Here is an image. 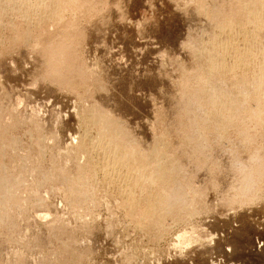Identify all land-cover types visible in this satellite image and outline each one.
Instances as JSON below:
<instances>
[{"label": "rangeland", "instance_id": "obj_1", "mask_svg": "<svg viewBox=\"0 0 264 264\" xmlns=\"http://www.w3.org/2000/svg\"><path fill=\"white\" fill-rule=\"evenodd\" d=\"M82 1H84L83 3H86L87 6H84L83 3H80L81 5L79 7L76 5L71 7L70 5H67L65 6V10L64 7H62L63 10L62 8H58V14H55V10L52 9V7H48L50 9H47L45 6L47 5L46 1L43 3L42 1H39L38 5H36L35 3L37 2L34 1L32 5H30V8L26 14L24 12H22V14L19 12L16 14L17 11L15 9H6V11L0 15L2 16L0 17V101L2 102L3 100L4 102H2L4 105L0 106V110H2L0 113L4 116L1 114L0 115L2 119L5 120L4 123L8 127L7 128L4 126L5 124L3 123V120L0 119V122L3 123L2 127L4 129V132L2 129L3 135L0 134L2 136V140H0V170L2 171L3 168L5 169L7 167L8 169L6 168L7 170H5L8 172H5L4 169V172H2L5 174L8 173L7 177L10 175V177L12 176L14 179L13 180L12 178L8 177L12 179L11 184L14 181L11 187L13 188L12 191H14V193L11 192L10 196L13 195L11 199H9L10 196L6 199V203L8 200H10L8 203L9 205L7 204V208L6 206L4 209L2 208L6 211V213L3 211L5 217H3V220L0 222V264H21L22 262V264H48L49 261L50 264H54L55 262L56 264L57 262L58 264H264V112L262 111L263 122L260 123L257 119H254L255 122H253V117L248 115V111L242 113L236 120L235 118L237 116H233L234 119L232 118L233 120H231L232 122L234 120L235 121L230 124L231 127L227 125V127L224 126V130H219L223 131L220 132L221 135L218 134V129L214 130L209 128V126L208 130L210 132L206 129L205 134L207 135L205 136L203 133L205 136L203 137L206 140L204 141V146L206 144V149L203 147L202 150H195L193 148V142L187 138L189 134H186L189 131L188 129H190L189 125V128L186 127V129H183L185 128L184 126L187 125L185 122H183L184 120L182 121L181 117H178V112L175 113L173 112L175 109H172V104L185 93V87L188 89L186 91L187 93L193 91L190 90V85L192 83L189 80L191 79H185L186 73L190 74L193 72L194 67H196V69H200L204 65L206 66V63L209 62L208 60H204L206 58L209 59L208 56H204V58L201 57L203 62H199L201 60L199 53H195L196 50L199 52V49H196L192 44H190L193 43V41H190L192 39L194 40L195 37H193V31L190 28L189 21L193 19L192 16L196 19L199 18L200 15L197 11L199 4L197 2L199 1ZM11 2H7V8L12 9L14 7L12 4L13 2ZM39 3L42 6H40V9L38 8L40 5ZM42 4H44V6ZM116 5L118 6L116 7ZM43 7L46 8L44 9ZM231 8L227 10V14L223 13L226 15H222V17L230 15V20H227L230 17H226L227 19L223 18L225 19L223 21H226L228 26L231 23L233 27H230H232L233 30L228 29L225 31L228 37L226 41L228 42L226 44V41L223 40L226 38L224 34V38H221V42L223 40L225 41V44L224 42L221 44L228 45L231 42H235V44L238 42L240 45L238 44V46H236L237 48H241L244 45L247 46V43L253 40V36L254 38H259L256 35L258 29H256L257 31L253 29V20H250V23L252 24L247 22L252 28L247 23V25L242 23V20L245 19L244 22H246V19L248 21L251 18L248 19L245 16H241V9L235 10L236 8ZM45 12H47V15ZM7 13L8 15H6ZM54 14L55 16L53 17L52 15ZM237 14H239V16ZM234 17H238L239 19H234ZM240 17H242V20ZM56 18L59 19L57 20ZM38 19L43 20L45 24H43V21L40 22ZM233 19L234 21H232ZM36 20L39 21L37 24L39 27L34 24L35 22L37 23ZM235 22L237 23L236 25L242 24L241 26H244L241 27L238 25L236 27L234 24ZM187 24H189V28L187 27ZM262 24L264 27V20L262 21ZM239 26L241 29H239ZM247 26L253 30H250ZM234 28H238L237 30H240L239 32L241 33L239 34L237 30H234ZM248 29L253 32L251 33L253 36L250 34ZM229 30L233 33L232 36L231 33L227 34V31L230 32ZM235 31H237L239 34L238 37ZM246 32L247 34L243 35ZM73 35L74 37H72ZM246 35H248L246 38L247 40H252L247 41L244 39L243 37H246ZM258 35H260L259 32ZM234 37H236V39L233 41ZM231 38L232 40H230ZM49 39H51V42L53 43H51ZM47 41H49V44H53V46L56 48H59V46H55L54 42H56V45L61 43L62 46H60V48L64 46L67 51L65 49L64 52L59 53L60 55H52L53 57L49 56V54L46 55V53H48L47 48H45L48 46L46 45L48 44ZM239 41L245 43H241ZM187 42H190V47H188L189 44ZM166 43L169 44V46ZM232 44L234 48V43L229 45L232 46ZM41 46L46 49V52L43 51V47ZM246 46L244 48L249 47ZM263 46L262 48L264 50ZM73 47L75 53L73 52L74 54H71L69 52L74 51L72 50ZM170 47H172L174 50ZM223 47L226 48V46ZM244 48H241V50L239 49L241 53H238L239 51L236 52L238 55L240 54L239 57L243 56V59L249 57L250 61H248V58L245 59V63L243 61L240 64H243L242 68L240 67L242 72L240 70H237L238 72L234 70L232 72L235 74L234 77H231V80H226V86L227 84L229 85V83H231V85L228 87L231 86V88L235 89L236 91L238 90L236 86L238 83H241V79L243 77L251 78L253 75L256 76L257 73L254 74L255 72H251L252 68V71H254L255 67H259V65H262L260 63L264 62V53H262L263 51L261 47L255 49V51L257 50L256 52H261V54L259 53L260 56L258 53L253 52L254 49L251 50L250 47L247 48L248 50H251H249L250 53L253 52L255 57L252 54L251 56L247 49L245 50ZM65 52L70 56H67ZM212 52L213 54L214 52L216 53V51ZM242 54H246V57ZM65 56L66 59L64 61L63 57ZM51 57L52 60L50 59ZM251 57L253 60L255 58V60L252 61ZM70 59H74V61ZM256 60L259 62H256ZM52 61L54 62V65H52ZM205 61L206 63H204ZM246 61L249 62L248 65ZM62 62L65 64L63 65ZM77 63H79V65ZM57 64H61L62 67L61 65ZM200 64H203V66ZM251 64L255 65L251 66ZM52 66H55L56 68V73L54 71L56 75L50 69H48ZM58 66L61 68H58L61 70V72H57ZM49 70L52 74L49 73ZM257 70L258 69H256V71ZM156 73L158 78L154 76ZM238 74L242 76H239ZM245 74L248 76H245ZM182 78L184 81L181 80ZM235 78L238 79L236 80ZM233 80L234 83L236 82L235 84L233 83ZM159 81H162L163 84L161 82L160 84ZM169 83L173 87H171ZM180 83H182V86ZM239 85L240 84H238V88ZM151 86H153V88ZM207 90H209V92L213 91V94L215 93L212 87ZM159 91L163 92L160 93ZM206 93L204 94L205 97L207 96L205 98L206 101L205 99H202L204 102H202V105L207 104L206 102L208 101L212 102L210 100H213V98H215L214 100H216L217 103L218 101L220 102L221 99V101L224 99L226 100V98L223 99L221 97H215L207 91ZM168 94L171 97H169ZM172 94L175 97L177 96V99L172 96ZM210 94L212 97H209ZM203 97L204 96L202 95V98ZM208 97L210 100H207ZM252 97L249 96V99H252L251 101H248L247 97L246 102L248 106H251L250 110L255 111L254 109H256V104L254 101L256 100H253ZM225 100L223 102H225ZM261 104L262 106L260 108L264 110V96ZM94 105L99 106V108L101 107V109L104 107L102 111H104L105 114L106 112H109L106 115L110 114L109 116L113 118L111 121L113 122L114 120L113 123L115 126H120V129L123 127L121 129V132L123 131L121 133V137L123 140L128 142V145L131 144L133 146L132 150H140L139 154L143 153L142 155H146V152L149 150L148 146H150V143L153 141H156L157 143L161 142L162 144L160 143L159 145L162 146V152H167L166 154L164 153L166 156L171 155L169 158H173L175 162V158H177V161L181 162L179 165L185 166H179L182 168V170L179 169L181 170L180 172L184 174H181L182 177H180L178 174L180 178L178 176L177 177L179 178L182 189H184V194L186 193L187 196H190L191 203L194 201L192 206L194 205L195 210L193 207H191V204L190 206L189 204L185 206L192 208L191 210L194 212L188 208L184 210L185 207H183L182 203L178 204L177 208L175 205L174 207L172 206L174 212H171H173V214L170 211L169 214L168 212H165V214L169 216L164 215V213L162 215L161 211L159 214H161L163 218H161L163 222V229H161L163 231L158 230L157 226L154 227V224L157 225L159 220H156L155 218V216L158 214H156L157 212L155 211V213L152 209L154 207L151 206V196L155 195V190L156 192L158 191V193H161V188L159 186L162 185L160 182H155L154 186L157 187L155 189V187H153L152 184L148 182L151 180L149 176H146L145 174L146 177H144V174L141 176L139 172L136 173L139 171L138 169H135L137 168L136 165H132L131 167V164L135 163L134 161L136 160V156L134 155L138 153L137 151L134 152L135 154L133 153L134 163L128 161V163H126L128 165L127 167L125 165V167L119 169L117 168L116 170L107 168L108 170L105 169L103 170L104 172L100 171L103 168H100L99 170L92 167L91 169L93 164L91 165L89 162H87L88 160H86V158L88 156L79 151L76 153L78 150L77 145H79L80 142L79 139H83L85 137L90 139L91 137L90 140H93L96 139V136H98V128L95 126L92 127L90 123L86 124V120L84 119L85 115L87 114L85 112H89L92 107H95ZM213 105L214 104H212V106ZM254 105L255 107H253ZM126 106H128L127 109ZM212 106L208 108L211 109ZM1 107H4L3 109L6 108L8 112H5L3 109H1ZM169 110L171 112H169ZM137 111L139 113H137ZM173 113L176 116L173 115ZM83 114L85 115L83 116ZM31 117L34 119L32 120ZM198 117V120H201L202 118L204 120L203 116L199 115ZM29 118L31 120H29ZM178 118L181 120H178ZM239 119L240 121H238ZM171 120L172 122L175 121L174 123L176 124H172ZM167 121H170L169 123H171L173 126L167 123ZM179 121H182L183 123H180ZM178 122L179 124H177ZM211 127L214 126L212 125ZM184 130H186V133ZM212 130L218 131V136ZM182 133H185L186 136ZM239 133L242 134L240 135ZM225 137L228 138L226 139ZM156 139H158V141ZM184 140L186 143L183 145ZM188 140L190 141L191 145L188 143ZM1 142H3V144ZM9 142H11L13 147H11ZM137 147L139 149H137ZM185 148V154H188L187 156L182 154L185 152ZM90 155L92 158L95 157L94 159H99V156L97 157L96 152L94 156V151L91 152ZM90 155L89 157L91 158ZM142 157L144 159L146 157V159L143 160L141 159ZM142 157L138 156V160L145 161L146 163L141 161L142 165L145 168H149L151 165V160L148 157V154L145 157ZM185 159L187 162H184ZM130 160L132 161V159ZM256 160H261V162ZM243 163L245 164L246 168L244 167ZM88 164H90V166ZM240 164H242V166ZM2 165H5L6 167H3ZM238 165H240L241 168ZM227 168H232V170L229 169V171H227ZM242 168L245 169L242 170ZM247 168L250 171H248ZM250 168H252L253 171ZM257 169L260 171L257 172ZM88 170L92 171L90 172ZM61 171L63 174H66L65 176L68 179L72 178V183L73 181H76V179L79 177L78 175H81L82 172H88L89 174H82L84 177H86V195H81V193H79L81 195L80 196L78 193L76 194L79 187H75L73 189V185V187L69 186L70 182L67 183L64 181L65 179H63V174L60 173ZM187 171L188 173H186ZM121 172L123 174H121ZM249 174H253L252 187L255 183L253 188L249 186L253 191H251L252 193L248 192L249 190L245 192L239 189V187H241L239 184L242 185L240 182H244L245 176V179H247L245 181L248 182L251 179ZM188 175L191 177V179ZM137 176H140V182H138L139 184H137V182L134 184L132 181ZM48 177L50 178L48 179ZM141 177L142 180H140ZM182 178L183 182H181ZM15 179H17L18 181H16L19 183H15ZM221 179L224 181V184L230 183L229 186L240 181L238 183L239 186L234 185V187L237 186L236 188L241 190V194L244 192V196L243 194L239 195V191V194H236L235 191L233 192L231 190L233 187H229L234 194L232 195V192H229L231 194L229 195L228 193V196H231L232 198H228V196L225 198V193L227 192L226 190H230L226 184L224 185L222 182H220ZM76 182L78 183V181ZM76 182L75 184H77ZM220 183H222V186ZM248 184L251 185V182H248ZM219 185L221 187L227 186V188H221ZM165 187L166 186L163 184L162 188ZM243 187L241 188L244 189ZM192 188L195 189V191L192 190ZM142 189L143 191H141ZM74 190L75 192L72 193ZM151 190L153 191L152 193ZM162 190L164 191V189ZM220 191H225V193L221 192L222 195L224 194L225 196H220ZM128 192L131 193L132 196L134 195L136 198L134 199V196L131 197L135 200V203H132L136 204L137 201L140 202L136 206H131L130 204L131 207L129 206L127 211V209H125V200L128 198H125L124 196L126 195L127 197L129 194ZM75 194L78 196L76 197ZM145 195L148 198H146ZM73 197L74 199H72ZM137 197H139V199ZM183 197L185 196L183 195ZM149 201L151 203H149ZM129 208H132V210L130 211ZM189 210L191 213L186 212ZM154 213L156 215H154ZM151 218H155V220H151ZM164 222H166V224ZM158 233H161L162 235H159ZM64 236H66L67 239ZM62 237L70 241L72 239L74 247H76V249L74 248L75 252L72 251V248V250H70L71 252L68 251V255L67 252L65 255H63L64 253H61V241L64 240ZM183 237H188L189 239H186V241ZM90 244H94L93 247ZM58 253L61 254L63 259H66H61ZM56 259H60L61 263H59L60 261ZM62 261L64 262L62 263Z\"/></svg>", "mask_w": 264, "mask_h": 264}, {"label": "bare ground", "instance_id": "obj_2", "mask_svg": "<svg viewBox=\"0 0 264 264\" xmlns=\"http://www.w3.org/2000/svg\"><path fill=\"white\" fill-rule=\"evenodd\" d=\"M13 3H12V2ZM37 2V3H35L36 5H38V2L39 1H42V3L43 2H45L46 1V3H47V5H45L46 7H47V9H50L51 7H52V9H54L55 11V14H58L57 13V11L59 12V9L58 8H62V7H64V10H65V6H67V5H70V7L71 6H74V5H76V6H80L84 1H82V0H0V15H2L5 11H6V9H8V10H13V9H15L17 12H16V14L19 12L20 14H22V12H24L25 14H26V12L29 10V8H30V5H32V3L33 2ZM81 1V2H80ZM87 2H88V0H86ZM188 1V0H187ZM197 1V0H196ZM199 2H197V3H199L198 4V9H197V11H198V14L200 15H198L199 16V18L198 19H196L195 17H193L192 15V18L193 19H191L189 22H190V28H191V30L193 31V37H195V39L193 40H191L190 42H192L193 41V43H190V44H192L196 49H199V52L196 50L195 51V53H199V56H200V59H201V57H203L204 58V56H208L209 57V59L208 58H206V59H204V60H208L209 62L208 63H206V61L204 62V63H206L207 65L205 66H203V64H200V65H202L203 67H201L200 69H196V67H194V69H193V72H189L190 74H188V73H186V72H184V73H186V75H187V77H186V75H185V79L187 78H189V79H191V80H189L192 84L190 85V87L192 88H190V90H193L192 92L190 91V93L188 92H186L188 89H187V87H185V86H183V87H185L184 89H185V93L180 97V98H178L177 99V96L175 97L173 94H172V96H174L176 99H177V101L176 102H174L173 103V101L175 100H173L172 101V109H175V111H173V112H178L177 114H178V117H181V119H182V121L183 122H185V124L187 125V126H184L185 128H183V129H186V127H188V125H189V127H190V129H188L189 131V133L187 132L186 133V130H184V132L188 135L189 134V136L187 137L188 139H190L192 142H193V148L195 149V150H202V148L204 147L205 148V146H206V144H205V146H204V141H206L205 139H204V137L207 135V134H205V131H206V129H207V131H209L208 130V127L209 128H212V129H218V131L219 130H222L223 128H224V126H226L227 127V125H229L230 126V124H232L237 118H238V116H240L242 113H244V112H247L248 111V115H250L251 117H253V120L254 119H257L258 120V122L260 123V122H263V120H262V111L264 112V110L262 109V108H260L261 106H262V104H261V101H262V99H263V96H264V62L262 63H260V64H262V65H259V67H255L256 69H258L257 71H256V69L254 68V71H252L253 70V68H252V70H251V72H255L254 74H256V76L255 75H253V77L251 76V78H240L241 79V83H238V84H240L239 85V88H238V84H237V91L235 90V89H233V88H231V86L230 87H228L229 85H231V83H229V85L227 84V86H226V80L228 81V79H230L231 80V77H234V75L235 74H233L232 72L234 71V70H240V67L242 68V65H240L243 61H244V63H245V59H249V57H246V54H242V55H245V59H243V56H241V57H239V55H238V53H241L240 51H239V49L241 50V48H244L246 45H244L243 47H241V48H237V46H238V44L240 45V43H238L236 40V44H235V42H231V41H229V42H231V43H234V48H236V49H234L233 48V44H232V46L231 45H229V44H231V43H229L228 45H224L225 44V41H226V39L228 38L227 37V35H226V33H225V31L226 30H228V29H232V25H231V23H230V25L228 26L227 24L228 23H226V21H223V20H225V19H223V18H226V17H230V15H228V16H226V17H222V15H226L227 14V10L228 9H230L231 7H233V9L234 8H236L235 10H237V9H241V13L240 12H238V13H240L241 14V16H245V17H247L248 19L249 18H251V19H249L248 21H247V19H246V22H244L245 21V19H244V17H243V19L244 20H242V17H240V19L242 20V23H247V22H249L250 23V20L252 21L253 20V22L252 23H254V24H252V23H250V24H252V27H253V29H255V31H257L256 29H258V31H257V34H256V32L254 31V33L259 37V38H254V36H253V34H251V33H253L252 31H250V30H253V29H250L248 26V28L250 29H248L249 31H250V34L253 36V38L252 37H250V38H252V39H248V40H252V41H250V42H246V38H247V36L248 35H246V37L244 36L243 38L244 39H246L245 40V42L248 44L247 46H249L250 48H251V50H253V52H256L255 51V49H257V48H260L261 47V49H262V53H264V50H263V48H262V46L264 45V27H263V24H262V21L264 20L263 18H264V0H244V1H242V0H198ZM7 2H11L13 5H14V7L12 8V9H10V8H7ZM91 2V1H90ZM99 2V1H98ZM49 3V4H48ZM72 3H74V4H72ZM81 3V4H80ZM40 4V3H39ZM84 4V3H83ZM88 4V3H87ZM12 5V6H13ZM43 6H44V4H42ZM86 5V3L84 4V6ZM35 6V5H34ZM33 6V7H34ZM41 6V4L39 5V7L38 6H36V7H38L39 9L42 7H40ZM75 6V7H76ZM83 6V5H82ZM81 6V7H82ZM87 6V5H86ZM118 5H116V7H117ZM46 7H43L44 9L46 8ZM48 7H50V8H48ZM72 8H74V7H72ZM77 8V7H76ZM88 8V7H87ZM84 9V8H83ZM195 9V8H194ZM232 9V8H231ZM62 10H63V8H62ZM78 10V9H77ZM91 10V9H90ZM118 10V9H117ZM225 10H226V12H225ZM52 11V10H51ZM72 11V10H71ZM87 11V10H86ZM115 11V10H114ZM233 11V10H232ZM43 12V11H42ZM70 12V11H69ZM76 12V11H75ZM195 12V11H194ZM231 12V11H230ZM234 12V11H233ZM232 12V13H233ZM47 12H45V14H46ZM50 13V12H49ZM61 13V12H60ZM59 13V14H60ZM84 13V12H83ZM193 13V12H192ZM223 13H226V14H223ZM28 14V13H27ZM55 14L54 15H52L53 17L55 16ZM6 15H8V13L6 14ZM12 15V14H11ZM31 15V14H30ZM34 15V14H33ZM47 15V14H46ZM181 15V14H180ZM195 15V14H194ZM238 16H239V14H237ZM27 16V15H26ZM32 16V15H31ZM44 16V15H43ZM50 16V15H49ZM48 16V17H49ZM58 16H62V15H58ZM57 16V17H58ZM87 16V15H86ZM89 16H91V15H89ZM182 16V15H181ZM190 16V17H191ZM196 16V15H195ZM232 16V15H231ZM0 17H2V16H0ZM25 17V16H24ZM46 17V16H45ZM47 17V18H48ZM52 17V18H53ZM83 17V16H82ZM103 17V16H102ZM185 17V16H184ZM190 17H188V18H190ZM22 18V17H21ZM38 18V17H37ZM51 18V19H52ZM61 18V17H60ZM24 19V18H23ZM42 19H44V18H42ZM46 19V18H45ZM55 19V18H54ZM57 19V18H56ZM59 19V18H58ZM57 19V20H58ZM62 19V18H61ZM227 19V18H226ZM231 19V17L229 18V19H227V20H230ZM234 19H239L238 17L237 18H235L234 17ZM234 19L232 20V21H234ZM3 20V19H2ZM10 20V19H9ZM39 20V19H38ZM49 20V19H48ZM63 20V19H62ZM37 21V20H36ZM40 22L41 21H43V20H39ZM39 21H37V23L35 22L34 24H36V26H38L37 24L39 23ZM46 21V20H45ZM51 21V20H50ZM180 21V20H179ZM231 21V22H232ZM238 21V20H237ZM236 21V22H237ZM14 22V21H13ZM30 22V21H29ZM34 22V21H33ZM80 22V21H79ZM188 22V23H189ZM234 23L235 24V26L237 27L238 25H242V24H238V25H236L237 23ZM3 23V22H2ZM26 23V22H25ZM187 23V22H186ZM238 23H239V21H238ZM43 24H45L44 23V21H43ZM73 24V23H72ZM233 24V23H232ZM233 24V25H234ZM248 24V23H247ZM246 24V25H247ZM250 24H248V25H250ZM31 25V24H30ZM29 25V26H30ZM39 25H41V24H39ZM69 25V24H68ZM77 25V24H76ZM188 26V28H189V24H187ZM254 25V26H253ZM2 26V25H1ZM44 26V25H43ZM66 26V25H65ZM185 26V25H184ZM230 26H232V27H230ZM234 26V27H235ZM239 26V27H240ZM244 26V25H243ZM243 26H241V27H243ZM39 27V26H38ZM50 27H52V26H50ZM62 27V26H61ZM70 27V26H69ZM230 27V28H229ZM238 27V28H239ZM241 27L239 28V29H241ZM250 27H251V25H250ZM251 27V28H252ZM46 28V27H45ZM140 28V27H139ZM237 28V29H238ZM12 29V28H11ZM20 29V28H19ZM183 29V28H182ZM186 29V28H185ZM237 29H235L234 28V30H237ZM70 30H72V29H70ZM80 30V29H79ZM78 30V31H79ZM233 30V29H232ZM243 30H244V28H243ZM9 31V30H8ZM146 31V30H145ZM230 31V30H229ZM238 31V30H237ZM237 31H235L236 32V35H237V37H238V35L241 33V32H239L238 31V33H237ZM40 32V31H39ZM258 32H259V34L260 35H258ZM229 33H231V36H232V32L230 31V32H228L227 31V34H229ZM243 33V32H242ZM69 34V33H68ZM224 34H225V39H223L224 37ZM245 34H247V32L246 33H244L243 35H245ZM66 35H67V33H66ZM236 35H233V36H236ZM250 35V36H251ZM255 35V36H256ZM43 36V35H42ZM68 36V35H67ZM71 36V35H70ZM190 36V35H189ZM240 36H242V35H240ZM239 36V37H240ZM27 37V36H26ZM72 37H74V35L72 36ZM170 37V36H169ZM182 37V36H181ZM192 37V38H193ZM23 38V37H22ZM43 38V37H42ZM47 38V37H46ZM55 38V37H54ZM68 38V37H67ZM77 38V37H76ZM221 38L223 39V40H225V41H223L222 40V42H221ZM241 38V37H240ZM242 38V39H243ZM10 39V38H9ZM13 39V38H12ZM19 39V38H18ZM48 39V38H47ZM60 39V38H59ZM163 39V38H162ZM234 39H236V37H234L233 38V41H234ZM238 39V38H237ZM36 40V39H35ZM52 40H53V38H52ZM51 39H49V41L51 42L52 41ZM68 40V39H67ZM230 40H232V38L230 39ZM247 40V41H248ZM18 41V40H17ZM49 41H47L48 42V44H46V45H48V46H50V47H45V48H47V52L48 53H46V55H48L49 54V56H55L56 54H59V53H62V52H64L65 51V47L63 46V47H61L60 48V46H62L61 45V43H58L57 45L55 44L56 42H54V45L55 46H59V48H56V47H54L53 46V44H49ZM65 41V40H64ZM187 41V40H186ZM243 41V40H242ZM9 42V41H8ZM45 42V41H44ZM43 42V43H44ZM224 42V44H221V43H223ZM227 42L228 41H226V44H227ZM239 42H241V41H239ZM245 42H241V43H245ZM51 43H53V42H51ZM188 43V42H187ZM188 43V44H189ZM45 44V43H44ZM63 44V43H62ZM167 44V43H166ZM183 44V43H182ZM181 44V45H182ZM190 44H189V46L188 47H190ZM222 46H221V45ZM27 45V44H26ZM64 45H66V44H64ZM168 46H169V44H167ZM237 45V46H236ZM53 46V47H52ZM80 46V45H79ZM167 46V47H168ZM192 46V47H193ZM223 46H226V48H224ZM229 46V47H228ZM242 46V45H241ZM246 46V47H247ZM13 47V46H12ZM41 47H43V46H41ZM52 47V48H51ZM182 47V46H181ZM240 47V46H239ZM249 47H247V48H249ZM264 47V46H263ZM9 48V47H8ZM44 47H43V51L44 52H46V49H45ZM170 48H172V47H170ZM247 48H244L245 50L247 49ZM71 49V48H70ZM69 49V50H70ZM79 49V48H78ZM167 49V48H166ZM173 49V48H172ZM172 49H171V51H172ZM193 49V50H194ZM238 49V50H237ZM260 49V50H261ZM72 50H74V47H73V49ZM174 50V49H173ZM243 50V49H242ZM250 50V49H249ZM248 49H247V51L250 53V51H249ZM259 50V49H258ZM66 51H67V49H66ZM212 51H216V53L214 52V54H213V52ZM238 53H237V52ZM8 52V51H7ZM75 53V50L74 51H72V52H69V53H71V54H74ZM163 52V51H162ZM211 52H212V54H211ZM243 52H245V51H243ZM253 52H251L250 53V55L252 54L253 55ZM77 53V52H76ZM79 53V52H78ZM235 53H237V54H235ZM245 53H247V52H245ZM256 53H258V52H256ZM256 53H255V55H256ZM260 54H261V52H259ZM258 53V55L260 56V54ZM12 54V53H11ZM34 54V53H33ZM65 54H66V52H65ZM216 54V55H215ZM23 55V54H22ZM60 55V54H59ZM67 56H70V55H68V54H66ZM164 55V54H163ZM251 55V56H252ZM52 56V57H53ZM58 56V55H57ZM56 56V57H57ZM75 56V55H74ZM78 56V55H77ZM248 56V55H247ZM254 56V55H253ZM52 57L50 58L51 60H52ZM196 57V56H195ZM255 57V56H254ZM257 57V56H256ZM263 57H264V54H263ZM263 57H260V58H263ZM58 58V57H57ZM64 59V61H65V59H66V56L65 57H63ZM252 58V57H251ZM54 59V58H53ZM62 59V58H61ZM74 59H76V58H74ZM74 59H70V60H73L74 61ZM77 59H78V57H77ZM193 59V58H192ZM198 59H199V57H198ZM256 59H258V58H256ZM59 60V59H58ZM195 60H197V59H195ZM254 60H255V58H254ZM253 60V58H252V61H254ZM258 60H260V59H258ZM258 60H256V62H259ZM57 61V60H56ZM67 61V60H66ZM81 61V60H80ZM172 61V60H171ZM203 62V60L201 59L199 62ZM248 61H250V59L248 60ZM248 61H246L247 62V65H248ZM262 61H263V59H262ZM50 62V61H49ZM195 62V61H194ZM52 65H54V62L52 61ZM59 63V62H58ZM63 63V62H62ZM68 63V62H67ZM74 63V62H73ZM72 63V64H73ZM81 63V62H80ZM84 63V62H83ZM50 64V63H49ZM65 63H63V65H64ZM78 65H79V63H77ZM94 64V63H93ZM198 64V63H197ZM57 65H61V64H57ZM74 65V64H73ZM76 65V64H75ZM246 65V66H247ZM255 65V64H254ZM253 64H251V66H254ZM56 66V65H55ZM55 66H52V67H50V68H48V69H50L53 73H54V71H55ZM69 66V65H68ZM82 66V65H81ZM95 66V65H94ZM198 66H199V64H198ZM61 67H62V65H61ZM76 67H79V66H76ZM200 67V66H199ZM198 67V68H199ZM250 67V66H249ZM42 68V67H41ZM59 68V66L57 67V69ZM159 68V67H158ZM244 68V67H243ZM251 68V67H250ZM59 69H61V68H59ZM57 70V72H61V70ZM82 69V68H81ZM88 69V68H87ZM196 69V70H195ZM49 70V71H50ZM72 70V69H71ZM80 70V69H79ZM78 70V71H79ZM195 70V71H194ZM249 70V69H248ZM51 71L49 72V73H51ZM150 71H152V70H150ZM192 71V70H191ZM241 71V70H240ZM246 71V70H245ZM48 72V71H47ZM157 72V71H156ZM181 72V71H180ZM238 72V71H237ZM242 72V71H241ZM247 72V71H246ZM48 73V74H49ZM55 73H56V71H55ZM54 73V74H55ZM72 73H74V72H72ZM71 73V74H72ZM160 73V72H159ZM158 73V74H159ZM177 73V72H176ZM235 73V72H234ZM250 73V72H249ZM39 74V73H38ZM52 74V73H51ZM69 74H70V71H69ZM82 74V73H81ZM92 74V73H91ZM155 74V73H154ZM153 74V75H154ZM163 74V73H162ZM232 74H233V76H232ZM237 74V73H236ZM248 74V73H247ZM247 74H245V76L247 75ZM253 74V73H252ZM56 75V74H55ZM68 75V74H67ZM96 75V74H95ZM152 75V74H151ZM239 75V74H238ZM62 76V75H61ZM72 76V75H71ZM156 78H158L157 76V73H156V75H154ZM239 76H242V75H239ZM238 76V77H239ZM248 76V75H247ZM44 77V76H43ZM77 77V76H76ZM117 77V76H116ZM154 77V78H155ZM167 77V76H166ZM184 77V76H183ZM62 78V77H61ZM152 78V77H151ZM160 78V77H159ZM168 78V77H167ZM179 78V77H178ZM181 78V77H180ZM43 79V78H42ZM67 79V78H66ZM236 80L238 79V78H235ZM234 79V80H235ZM239 79V80H240ZM70 80V79H69ZM93 80V79H92ZM114 80V79H113ZM157 80V79H156ZM159 80V79H158ZM163 80H165V79H163ZM181 80H183L184 81V79L182 78ZM234 80H233V83H234ZM65 81V80H64ZM149 81V80H148ZM180 81V80H179ZM183 81H181V82H183ZM150 82V81H149ZM148 82V83H149ZM157 82V81H156ZM162 83V81H159V83ZM168 82V81H167ZM170 82V81H169ZM189 82V83H190ZM224 82H225V84H224ZM77 83V82H76ZM112 83V82H111ZM155 83V82H154ZM154 83H151V84H154ZM158 83V82H157ZM160 83V84H161ZM185 83V82H184ZM236 83V82H235ZM234 83V84H235ZM99 84V83H98ZM131 84V83H130ZM163 84V83H162ZM170 84V83H169ZM181 84V86H182V83H180ZM77 85V84H76ZM166 85V84H165ZM171 85V84H170ZM175 85V84H174ZM226 87H225V86ZM80 86V85H79ZM149 86V85H148ZM161 86V85H160ZM159 86V87H160ZM176 86V85H175ZM187 86H188V84H187ZM150 87V86H149ZM152 88H153V86H151ZM158 87V86H157ZM166 87V86H165ZM164 87V88H165ZM171 87H173L172 85H171ZM177 87H179V86H177ZM176 87V88H177ZM212 87V89L215 91V93L213 94V91L212 92H209V90H207V89H209V88H211ZM233 87V86H232ZM102 88V87H101ZM161 88H163V87H161ZM130 89V88H129ZM160 89V88H159ZM172 89V88H171ZM181 89H182V87H181ZM180 89V90H181ZM152 90V89H151ZM157 90V89H156ZM161 90V89H160ZM162 90H164V89H162ZM173 90V89H172ZM206 91L208 92V93H211L213 96H215V97H221V98H226V100H225V102H223V101H221L220 100V102L218 101V103H217V101L216 100H214L215 98H213V100H210L209 99V97H212L211 96V94L209 95V97H208V99L207 100H210V101H212V102H206L207 104H205V105H202L204 102H203V100L207 97H205V93H206ZM210 91H211V89H210ZM124 92V91H123ZM129 92V91H128ZM157 92V91H156ZM160 93H162L161 91H159ZM158 92V93H159ZM103 93V92H102ZM173 93V92H172ZM105 94V93H104ZM165 94V93H164ZM163 94V95H164ZM178 94V93H177ZM169 95V94H168ZM200 95H201V97H200ZM202 95L204 96L203 98H202ZM206 95H207V93H206ZM161 96V95H160ZM179 96V95H178ZM249 96H253L252 98H253V100H256V101H254V103L256 104V107H255V105L253 106V107H255L256 109H254L255 111H253V110H250V108H251V106H248L247 105V100L248 101H251L250 99H249ZM90 97V96H89ZM111 97V96H110ZM169 97H171L170 95H169ZM248 97V99L246 100V98ZM254 97H255V99H254ZM118 98V97H117ZM120 98V97H119ZM148 98H152V97H148ZM165 98V97H164ZM89 99H91V98H89ZM167 99V98H166ZM203 99V100H202ZM217 99V98H216ZM220 99V98H219ZM83 100V99H82ZM107 100V99H106ZM111 100H112V98H111ZM162 100V99H161ZM218 100V99H217ZM6 101V100H5ZM87 101V100H86ZM168 101V100H167ZM170 101V100H169ZM205 101H206V99H205ZM1 102V101H0ZM2 102H3V100H2ZM2 102H1V104H0V106H2V105H4V104H2ZM203 102V103H202ZM253 102V101H252ZM251 102V103H252ZM4 103V102H3ZM6 103V102H5ZM106 103V102H105ZM169 103V102H168ZM223 103H225V104H223ZM16 104V103H15ZM212 104H214L213 106H216V107H213L212 106ZM221 104V105H220ZM250 104V103H249ZM9 105V104H8ZM125 105V104H124ZM166 105V104H165ZM168 105V104H167ZM251 105V104H250ZM7 106V105H6ZM13 106V105H12ZM95 106V105H94ZM171 106V105H170ZM210 106H212V108L210 109V108H208V107H210ZM88 107V106H87ZM86 107V108H87ZM113 107V106H112ZM112 107H110V108H112ZM127 107L128 106H126V109H127ZM4 108V107H3ZM2 107H1V109H3ZM104 108V107H103ZM102 108V109H103ZM109 108V109H110ZM123 108H125V107H123ZM136 108V107H135ZM149 108V107H148ZM147 108V109H148ZM264 108V107H263ZM102 109H101V107L99 108V106H95V107H92V109L89 111V112H85V113H87L86 115L85 114H83V116L85 115V117H84V119L86 120V124H88V123H90L91 125H92V127H96V128H98V132H97V135L98 136H96V139H93V140H90L91 139V137H90V139H87V137H85V138H83V139H79L80 140V142H79V145H77L78 146V150H77V152L76 153H78V151L79 152H81V153H83V154H86L87 156V158H86V160H88L87 162H89L92 166H91V169H92V167L93 168H96V169H99L100 170V168L102 169V170H100L101 172L103 171V170H108L107 168H111V169H119V168H122V167H125V165H126V167L128 166L126 163H128V161L129 162H133V157L134 156H136V160L133 162L134 164H131V167H132V165H136L137 166V168H135V169H138L139 171H135L136 173H138L139 172V174H141V176H143L142 174H144V177H146V176H149L150 177V179L151 180H149L148 182H150L151 184H152V186L153 187H155V189L157 188L156 186H154L155 185V182H160V184L163 186V184H164V186H166L165 188H162V186H159L160 188H161V193H158V191L156 192V190L154 189V188H152V189H154L155 190V192L156 193H158V194H156L155 192H154V196L152 197L150 194L153 192L152 190H151V193L149 194L150 196H151V201H152V207H154V208H152L153 210H154V212L156 213V214H158V215H156L155 213H154V215H156L155 216V218H156V220H159L158 221V223H157V225L156 224H154L153 226L154 227H156L157 226V228H158V230H161V231H163L162 229H163V225H162V216H161V214H159L161 211H162V215H163V213H164V215H166L165 214V212L167 213L168 212V214L171 212V211H173L174 212V210H173V208H172V206L174 207V205L176 206V208L178 207V204H180V203H182L183 204V207H185V209L184 210H186V208H188L187 206H185V205H188L189 204V206H190V204H191V207H193V209H194V205L192 206V203L194 202L192 199V203H191V201H190V196L188 195L187 196V194L185 195L184 194V192H183V190L184 189H182V187H181V184H180V182H179V178L180 177H182V175L181 174H184V173H182V172H180L181 170H182V168H180L179 166H181V167H185V166H183V165H179V164H181V162H178L177 161V158H175L176 159V162L173 160V158L172 159H170L169 158V156H171V155H168V156H166L165 154L167 153V152H162V146H160L159 144L161 143V142H159V143H157L156 141H153L152 143H150L149 141V143H150V146H148L149 147V150L146 152L147 154H148V157L150 158V160H151V165H150V167L148 168H145L143 165H142V163H141V159H143V160H145L146 159V155L144 154V155H142V154H139V151H137V150H132L133 149V146L131 147L130 145H128V142L127 141H125V140H123V138L121 137V133L123 132H121V129L123 128H121L120 129V126L118 127L117 125V127L119 128H117L116 126H115V124L113 123L114 122V120H113V122L111 121V119H113V118H111L109 115H106V114H108L109 112H106V110H105V112H106V114L104 113V111H102ZM109 109H108V111H109ZM150 109H151V107H150ZM159 109V108H158ZM171 109V108H170ZM172 109H171V111H172ZM249 109V110H248ZM253 109V108H252ZM262 109V110H261ZM5 112L7 111L6 110V108L5 109H3ZM112 110V109H111ZM129 110H131V109H129ZM168 110V109H167ZM2 110H0V112H1ZM11 111V110H10ZM87 111V110H86ZM150 111V110H149ZM170 110H169V112H171ZM250 111V112H249ZM8 112V111H7ZM23 112V111H22ZM34 112V111H33ZM112 113V112H111ZM136 113V112H135ZM137 113H139L138 111H137ZM1 114V113H0ZM5 114H8V113H5ZM10 114V113H9ZM141 114V113H140ZM148 114V113H147ZM154 114V113H153ZM1 115H3V114H1ZM1 115H0V117H1ZM19 115V114H18ZM23 115V114H22ZM173 115H175L174 113H173ZM203 116L204 117V120H203V118L201 119L202 120V122H201V120H198V116ZM245 115V114H244ZM4 116V115H3ZM111 116H112V114H111ZM114 116V115H113ZM130 116V115H129ZM140 116V115H139ZM165 116V115H164ZM176 116V115H175ZM233 116L235 117V116H237L236 118H235V120L232 122V120L234 119L233 118ZM264 116V115H263ZM8 117V116H7ZM7 117H6V119H7ZM20 117V116H19ZM33 117V116H32ZM31 117V118H32ZM82 117V116H81ZM156 117V116H155ZM173 117V116H172ZM130 118V117H129ZM175 118H177V117H175ZM233 118V119H232ZM241 118V117H240ZM1 120H3L2 119V117L0 118ZM19 119V118H18ZM34 118H32V120H33ZM84 119H83V121H84ZM127 119V118H126ZM167 119V118H166ZM169 119V118H168ZM174 119V118H173ZM180 118H178V120H179ZM180 119V120H181ZM232 119V120H231ZM8 120V119H7ZM10 120H11V118H10ZM9 120V121H10ZM14 120V119H13ZM29 120H31L30 118H29ZM176 120V119H175ZM247 120H248V118H247ZM4 121L5 120H3V123H4ZM182 121H179L180 123L182 122ZM201 122V123H199V122ZM238 121H240V119L238 120ZM7 122V121H6ZM12 122V121H11ZM32 122V121H31ZM164 122V121H163ZM170 122V121H169ZM168 121H167V123H169ZM171 122H172V120H171ZM175 122V121H174ZM174 122H172V124L174 123ZM179 122L177 123V124H179ZM182 122V123H183ZM253 122H255V120L253 121ZM257 122V121H256ZM2 122H0V134L1 135H3V133H2V129H3V127H2V124H3ZM8 123V122H7ZM19 123V122H18ZM165 123V122H164ZM166 123V124H167ZM251 123V122H250ZM258 123V124H259ZM5 124V123H4ZM11 124V123H10ZM35 124V123H34ZM89 124V125H90ZM124 124H125V122H124ZM123 124V125H124ZM170 125H171V123H169ZM168 124V125H169ZM176 123H174V125H175ZM200 124V125H199ZM256 124V123H255ZM263 124H264V122H263ZM28 125H30V124H28ZM33 125V124H32ZM145 125V124H144ZM152 125V124H151ZM183 125V124H182ZM214 126V127H211V126ZM234 125H235V123H234ZM233 125V126H234ZM4 126H6V124L4 125ZM9 126V125H8ZM86 126H88V125H86ZM171 126H173V125H171ZM180 126V125H179ZM178 126V127H179ZM7 127V126H6ZM42 127V126H41ZM180 127H182V126H180ZM179 127V128H180ZM188 127V128H189ZM226 127H225V129H226ZM231 127V126H230ZM248 127V126H247ZM8 128V127H7ZM91 128V127H90ZM89 128V129H90ZM165 128H167V127H165ZM170 128V127H169ZM174 128V127H173ZM237 128V127H236ZM254 128V127H253ZM39 129V128H38ZM94 129V128H93ZM175 129H178V128H175ZM228 129V128H227ZM255 129V128H254ZM6 130V129H5ZM8 130V129H7ZM95 130H97V129H95ZM125 130V129H124ZM214 130H212V131H214ZM224 130V129H223ZM237 130V129H236ZM240 130V129H239ZM243 130V129H242ZM176 131V130H175ZM181 131V130H180ZM211 131V132H212ZM218 131H214L216 134L218 133ZM3 132H4V129H3ZM14 132V131H13ZM43 132V131H42ZM135 132V131H134ZM210 132V131H209ZM220 132H223V131H219V133L218 134H220ZM241 132V131H240ZM37 133V132H36ZM153 133V132H152ZM185 133H182V134H185ZM203 133L205 134V136L203 135ZM208 133V132H207ZM214 133V134H215ZM224 133H226V132H224ZM243 133V132H242ZM241 133V134H242ZM130 134V133H129ZM186 134H185V136H186ZM218 134H217V136H218ZM240 134V133H239ZM240 134V135H241ZM249 134V133H248ZM257 134V133H256ZM0 135V136H1ZM27 135V134H26ZM82 135V134H81ZM87 135V134H86ZM154 135V134H153ZM180 135V134H179ZM221 135V134H220ZM204 136V137H203ZM243 136H244V134H243ZM5 137V136H4ZM4 137H3V140H4ZM30 137V136H29ZM79 137V136H78ZM82 137V136H81ZM124 137H125V135H124ZM131 137V136H130ZM142 137H144V136H142ZM222 137V136H221ZM2 138V136L0 137V140H2L1 139ZM11 138V137H10ZM89 138V137H88ZM183 138H184V136H183ZM226 138V137H225ZM228 138V137H227ZM226 138V139H227ZM251 138V137H250ZM43 139V138H42ZM129 139V138H128ZM186 139V138H185ZM214 139V138H213ZM248 139V138H247ZM32 140V139H31ZM38 140V139H37ZM157 141H158V139H156ZM251 140V139H250ZM6 141V140H5ZM14 141V140H13ZM12 141V142H13ZM52 141V140H51ZM144 141V140H143ZM162 141V140H161ZM189 141V140H188ZM187 141V142H188ZM208 141V140H207ZM222 141V140H221ZM38 142V141H37ZM212 142V141H211ZM215 142H217V141H215ZM2 144H3V142H1ZM10 144H11V142H9ZM41 143V142H40ZM40 143H39V145H40ZM181 143V142H180ZM184 143H186V141L184 140V142H183V145H184ZM190 145H191V143H190V141L188 142ZM187 143V144H188ZM218 143V142H217ZM238 143V142H237ZM136 144H137V142H136ZM147 145H149L148 143H146ZM162 144V143H161ZM208 144V143H207ZM246 144V143H245ZM17 145V144H16ZM166 145V144H165ZM182 145V144H181ZM224 145V144H223ZM41 146V145H40ZM139 146V145H138ZM179 146V145H178ZM178 146H177V148H178ZM208 146H209V144H208ZM235 146V145H234ZM11 147H13L12 146V144H11ZM38 147V146H37ZM135 147V146H134ZM144 147V146H143ZM17 148V147H16ZM170 148V147H169ZM180 148H181V146H180ZM179 148V149H180ZM4 149V148H3ZM44 149V148H43ZM68 149V148H67ZM77 149V148H76ZM137 149H139L138 147H137ZM182 149V148H181ZM180 149V150H181ZM206 149V148H205ZM263 149V148H262ZM17 150V149H16ZM40 150V149H39ZM133 152H132V151ZM188 150V149H187ZM193 150V149H192ZM249 150V149H248ZM94 151V156H95V152H96V154H97V157L99 156V159L97 158V159H94V158H92V156L90 155L91 154V152H93ZM138 152L137 154H135L134 152ZM166 151V150H165ZM175 151V150H174ZM182 151V150H181ZM190 151H191V148H190ZM17 152V151H16ZM178 152H179V150H178ZM195 152V151H194ZM194 152H192L193 154H195ZM3 153V152H2ZM80 153V154H81ZM135 155H134V154ZM165 153V154H164ZM186 153V148H185V152H183L182 154H185ZM203 153V152H202ZM233 153V152H232ZM14 154V153H13ZM31 154V153H30ZM65 154V153H64ZM79 154V155H80ZM190 154H191V152H190ZM189 154V155H190ZM2 155V154H1ZM43 155V154H42ZM59 155V154H58ZM89 155L91 156V158L89 157ZM93 155V154H92ZM134 155V156H133ZM188 155V154H187ZM186 154H185V156H187ZM192 155V154H191ZM198 155V154H197ZM203 155V154H202ZM209 155V154H208ZM207 155V156H208ZM235 155V154H234ZM263 155V154H262ZM138 156H144L145 157V159L142 157L140 160L141 161H139L138 159ZM201 156V155H200ZM34 157V156H33ZM74 157V156H73ZM84 157V156H83ZM82 157V158H83ZM250 157V156H249ZM23 158V157H22ZM235 158V157H234ZM71 159V158H70ZM130 159H132V161L130 160ZM148 159V158H147ZM188 159V158H187ZM207 159V158H206ZM229 159V158H228ZM77 160V159H76ZM180 160H182V159H180ZM189 160V159H188ZM197 160V159H196ZM218 160V159H217ZM137 161V162H136ZM147 161V160H146ZM184 161V160H183ZM206 161V160H205ZM236 161V160H235ZM256 161H258V160H256ZM260 162H261V160H259ZM258 161V162H259ZM18 162V161H17ZM73 162V161H72ZM80 162V161H79ZM86 162V163H87ZM142 162H145V161H142ZM178 162V163H177ZM184 162H187V160L185 159V161ZM198 162V161H197ZM263 162V161H262ZM2 163V162H1ZM13 163V162H12ZM20 163V162H19ZM54 163V162H53ZM137 163V164H136ZM146 163V162H145ZM237 163V162H236ZM60 164V163H59ZM90 164H88L89 166H90ZM98 164V165H97ZM144 164V163H143ZM183 164H185V163H183ZM188 164V163H187ZM198 164V163H197ZM213 164V163H212ZM227 164H229V163H227ZM238 164V163H237ZM236 164V165H237ZM244 164V163H243ZM201 165V164H200ZM217 165H218V163H217ZM241 166H242V164H240ZM240 165H238V166H240ZM3 166V165H2ZM5 166V165H4ZM3 166V167H4ZM57 166V165H56ZM87 166V165H86ZM143 166V167H142ZM210 166V165H209ZM227 166V165H226ZM225 166V167H226ZM235 166V165H234ZM233 166V167H234ZM241 166H240V168H241ZM246 166H247V164H246ZM257 166H258V164H257ZM261 166V165H260ZM6 167V166H5ZM20 167V166H19ZM79 167V166H78ZM193 167V166H192ZM191 167V168H192ZM204 167V166H203ZM229 167V166H228ZM244 167H245V164H244ZM248 167V166H247ZM251 167V166H250ZM0 168H1V166H0ZM7 168V167H6ZM5 168V169H6ZM13 168V167H12ZM16 168V167H15ZM61 168V167H60ZM81 168V167H80ZM190 168V169H191ZM196 168H198V167H196ZM195 168V169H196ZM235 168V167H234ZM240 168H238V169H240ZM246 168V167H245ZM245 168H242V170L243 169H245ZM259 168V167H258ZM4 169V168H3ZM3 169H2V171H3ZM4 169V170H5ZM8 169V168H7ZM6 169V170H7ZM19 169V168H18ZM124 169H126V168H124ZM133 169V168H132ZM134 169V170H135ZM140 169H141V171H140ZM179 169H181V170H179ZM192 169H194V168H192ZM222 169V168H221ZM230 170H232V168H229ZM229 169L227 168V171H229ZM251 170H252V168H250ZM254 169V168H253ZM261 169V168H260ZM5 170V172H8V171H6ZM63 170V169H62ZM71 170V169H70ZM73 170V169H72ZM81 170V169H80ZM87 170V169H86ZM94 170V169H93ZM114 170V171H115ZM134 170H133V172H134ZM233 170H235V169H233ZM247 170H248V168H247ZM256 170V169H255ZM254 170V171H255ZM258 170V169H257ZM1 170H0V222H1V220H3V217H5V214L4 213H6V211L5 210H3L4 208H5V206H6V208H7V206L9 205L8 203H9V201L10 200H8L7 201V203H6V199L10 196V194H11V192L12 193H14V191H12V189L13 188H11L12 187V185H13V182H12V184H11V181H12V179H13V177L11 176L10 177V175L8 176V177H10V178H12V179H10V178H8L7 177V175H8V173L7 174H5V173H3ZM84 171V170H83ZM88 171H90V170H88ZM92 171V170H91ZM90 171V172H91ZM120 171V170H119ZM179 171V172H178ZM185 171V170H184ZM226 171V172H227ZM244 171H246V170H244ZM248 171H250V170H248ZM253 171V170H252ZM260 170H258L257 172H259ZM263 171V170H262ZM12 172V171H11ZM19 172V171H18ZM32 172V171H31ZM57 172V171H56ZM59 172V171H58ZM64 172H65V169H64ZM81 172V171H80ZM104 172V171H103ZM127 172V171H126ZM192 172V171H191ZM213 172V171H212ZM233 172V171H232ZM53 173V172H52ZM60 173H62L63 174V172L61 171ZM59 173V174H60ZM88 172H86V173H81V175H78L79 177L76 179V181H78V183L76 182V181H73V183H72V178L71 179H68L65 175L66 174H63V179H65L64 181L65 182H67V183H69L70 182V184H69V186H71V187H73V189L75 188V187H79V189H78V191L76 192V194L78 193H81V195H86V177H84V175H86ZM94 173V172H93ZM130 173H131V170H130ZM186 173H188V171L186 172ZM208 173V172H207ZM242 173V172H241ZM255 173H256V171H255ZM261 173V172H260ZM39 174V173H38ZM47 174V173H46ZM80 174V173H79ZM82 174H84V175H82ZM89 174V173H88ZM121 174H123L122 172H121ZM126 174V173H125ZM132 174H134V173H132ZM145 174H146V176H145ZM180 175V177H179V175ZM195 174H196V172H195ZM205 174V173H204ZM217 174V173H216ZM227 174V173H226ZM235 174V173H234ZM243 174H245V173H243ZM242 174V175H243ZM36 175V174H35ZM50 175V174H49ZM67 175H69V174H67ZM104 175V174H103ZM107 175V174H106ZM185 175H187V174H185ZM193 175V174H192ZM228 175V174H227ZM241 175V174H240ZM250 176L249 177H251V181L249 180L248 182H251V185H249L248 184V182L247 181H245V180H247V179H245L246 178V176H245V178H244V182L242 181V182H240V181H238L237 183L235 182V184L234 185H237V186H241V187H243V185H244V189H242L241 187H239V189H241L242 191H248V192H251L252 191V189L251 188H253L254 187V185H255V183H254V185H253V187H252V176H253V174H249ZM257 175V174H256ZM59 176V175H58ZM62 176V175H61ZM88 176V175H87ZM92 176V175H91ZM179 178H178V177ZM184 176V175H183ZM189 176V175H188ZM194 176V175H193ZM217 176V175H216ZM238 176V175H237ZM236 176V177H237ZM255 176V175H254ZM106 177V176H105ZM140 177V176H139ZM139 177L137 176V177H135L134 178V180L132 181L134 184H136V182H137V184H139L138 182H140L139 181ZM143 177V178H144ZM185 177V176H184ZM190 177V176H189ZM209 177V176H208ZM207 177V178H208ZM223 177V176H222ZM226 177V176H225ZM234 177V176H233ZM248 177V178H249ZM14 178H16V177H14ZM50 177H48V179H49ZM132 178V177H131ZM178 178V179H177ZM202 178V177H201ZM210 178V177H209ZM208 178V179H209ZM235 178V177H234ZM258 178V177H257ZM261 178V177H260ZM45 179V178H44ZM92 179V178H91ZM111 179V178H110ZM190 179H191V177H190ZM223 179V178H222ZM222 179L220 180V182H222L223 184H224V181H222ZM232 179V178H231ZM254 179V178H253ZM14 180V179H13ZM17 179H15V183L18 181H16ZM43 180V179H42ZM71 180V181H70ZM140 180H142V177L140 178ZM181 180V179H180ZM184 180H185V178H184ZM242 180V179H241ZM52 181H54V180H52ZM113 181V180H112ZM145 181V180H144ZM196 181V180H195ZM262 181V180H261ZM51 182V181H50ZM75 182L77 183V184H75ZM88 182V181H87ZM181 182H183V178H182V180H181ZM242 183V185L241 184H239L238 185V183ZM14 183V184H15ZM17 183H19V182H17ZM41 183V182H40ZM45 183V182H44ZM130 183V182H129ZM132 183V184H133ZM189 183V182H188ZM202 183V182H201ZM214 183V182H213ZM222 183H220V185L222 186ZM229 183V182H228ZM39 184V183H38ZM159 184V185H160ZM187 184V183H186ZM196 184V183H195ZM203 184V183H202ZM227 186H228V188L229 187H233V188H235V189H233V188H231V190L234 192L235 191V193L236 194H239V192L241 191V190H238L236 187H234V185H230L229 186V184H227V183H225ZM224 184V185H225ZM46 185V184H45ZM73 185V186H72ZM128 185V184H127ZM147 185H148V183H147ZM182 185H183V183H182ZM190 185V184H189ZM200 185V184H199ZM204 185V184H203ZM210 185V184H209ZM219 185V187H221ZM17 186V185H16ZM38 186V185H37ZM85 186V187H84ZM87 186H89V185H87ZM149 186H150V184H149ZM184 186V185H183ZM188 186V185H187ZM194 186V185H193ZM211 186V185H210ZM218 186V185H217ZM227 186H224V187H221V188H227ZM251 188H250V187ZM13 187H15V186H13ZM118 187V186H117ZM143 187V186H142ZM151 187V186H150ZM158 187V188H159ZM204 187V186H203ZM40 188H41V186H40ZM159 188V189H160ZM184 188V187H183ZM218 188V187H217ZM225 188V189H226ZM162 189H164V191L162 190ZM179 189V190H178ZM237 189V190H236ZM251 189V190H250ZM255 189V188H254ZM253 189V190H254ZM36 190V189H35ZM69 190V189H68ZM88 190V189H87ZM109 190V189H108ZM192 190H194L195 191V189H193L192 188ZM198 190H200V189H198ZM202 190V189H201ZM221 190V189H220ZM229 190H230V188H229ZM228 191V190H226L227 192L225 193V191H223L224 193H225V195H226V197L225 198H227V196H228V193L229 192H232V191ZM70 191V190H69ZM101 191H103V190H101ZM141 191H143V189L141 190ZM218 191V190H217ZM237 191V192H236ZM239 191V192H238ZM17 192V191H16ZM15 192V193H16ZM25 192V191H24ZM66 192V191H65ZM75 192V190L74 191H72V193H74ZM117 192V191H116ZM122 192V191H121ZM133 192V191H132ZM222 191H220L219 193V195L221 196L222 195V193H221ZM232 192V195L234 194ZM253 192V191H252ZM251 192V193H252ZM59 193V192H58ZM60 193H61V191H60ZM126 193V192H125ZM129 193V192H128ZM182 193H183V195L185 196V197H183V195H182ZM188 193H189V191H188ZM193 193V192H192ZM75 194V195H76ZM89 194V193H88ZM92 194V193H91ZM130 194V195H129ZM128 195H127V197H126V195L124 196L125 198H128V199H126L125 200V209H127L129 206H130V204H131V206H133V205H137L139 202L137 201L138 199H139V197H137L138 199L136 200L137 201V203L136 204H134L135 203V200L134 199H136L135 198V196H134V199L133 198H131V197H133L132 195H131V193H129ZM146 194H147V191H146ZM196 194V193H195ZM201 194V193H200ZM218 194V193H217ZM231 193H229V195H230ZM242 194H243V196H244V192H242ZM241 194V192H240V194L239 195H242ZM74 195V194H73ZM80 195V194H79ZM80 195V196H81ZM122 195V194H121ZM137 195V194H136ZM140 195V194H139ZM197 195H199V194H197ZM224 194L222 195V197L223 196H225ZM13 196V195H12ZM12 196H10V198L9 199H11L12 198ZM72 196V195H71ZM78 195H76V197H77ZM141 196H142V193H141ZM187 196V197H186ZM196 196V195H195ZM194 196V197H195ZM218 196V195H217ZM145 197H146V195H145ZM191 197H192V195H191ZM198 197V196H197ZM231 197V196H230ZM229 196H228V198H230ZM238 197V196H237ZM71 198V197H70ZM69 198V199H70ZM90 198V197H89ZM92 198H93V196H92ZM146 198H148V197H146ZM218 198V197H217ZM232 198V197H231ZM241 198V197H240ZM41 199V198H40ZM72 199H74V197L72 198ZM88 199V198H87ZM196 199V198H195ZM235 199V198H234ZM237 199H239V198H237ZM80 200V199H79ZM95 200V199H94ZM121 200V199H120ZM142 200V199H141ZM144 200V199H143ZM147 200V199H146ZM145 200V201H146ZM225 200V199H224ZM228 200V199H227ZM233 200V199H232ZM82 201V200H81ZM144 201V202H145ZM221 201V200H220ZM132 202H134V203H132ZM142 202V201H141ZM147 202V201H146ZM228 202V201H227ZM15 203V202H14ZM20 203V202H19ZM86 203V202H85ZM123 203H124V201H123ZM149 203H151L150 201H149ZM196 203V202H195ZM231 203V202H230ZM236 203V202H235ZM8 204V205H7ZM141 204H143V203H141ZM145 204H148V203H145ZM181 204V205H182ZM194 204V203H193ZM124 205V204H123ZM128 205V206H127ZM86 206V205H85ZM88 206V205H87ZM127 206V207H126ZM130 206V207H131ZM134 206V207H135ZM149 206H150V204H149ZM148 206V207H149ZM3 208V209H2ZM142 208V207H141ZM146 208H147V206H146ZM171 208H172V210H171ZM181 208H182V206H181ZM120 209V208H119ZM144 209V208H143ZM148 209V208H147ZM188 209H192V208H188ZM11 210V209H10ZM129 210L131 211L132 210V208H129ZM153 210H152V212H153ZM190 210L189 211H186L187 213L188 212H190ZM195 210V209H194ZM3 211H4V213H3ZM127 211H128V209H127ZM170 211V212H169ZM191 211H193V210H191ZM173 212H171L172 214H173ZM185 212V211H184ZM194 212V211H193ZM8 213V212H7ZM146 213V212H145ZM191 213V212H190ZM149 215V214H148ZM153 215V214H152ZM153 215V216H154ZM143 216H144V214H143ZM166 216H169V215H166ZM171 216V215H170ZM184 216V215H183ZM127 217V216H126ZM174 217V216H173ZM148 218V217H147ZM155 218H153L154 220H155ZM162 218V219H161ZM167 218V217H166ZM171 218H172V216H171ZM152 218H151V220H153ZM160 219H161V221H160ZM10 220V219H9ZM132 220V219H131ZM139 220H140V218H139ZM165 220V219H164ZM169 220V219H168ZM148 221V220H147ZM178 221H179V219H178ZM140 222V221H139ZM151 222V221H150ZM161 223V224H160ZM165 224H166V222H164ZM64 224V223H63ZM138 224V223H137ZM144 225V224H143ZM151 225V224H150ZM1 226V225H0ZM140 227V226H139ZM64 228V227H63ZM142 228V227H141ZM162 228V229H161ZM52 229V228H51ZM155 229V228H154ZM169 229V228H168ZM59 230V229H58ZM66 230V229H65ZM155 231V230H154ZM54 232V231H53ZM52 232V233H53ZM69 232V231H68ZM159 232V231H158ZM161 233H163V232H161ZM160 233V234H161ZM159 234V233H158ZM159 234V235H160ZM65 235V234H64ZM68 235V234H67ZM72 235V234H71ZM157 235V234H156ZM162 235V234H161ZM64 237H66V236H64ZM69 237V236H68ZM70 238V237H69ZM72 238V237H71ZM85 238V237H84ZM184 238V237H183ZM9 239V238H8ZM58 239V238H57ZM62 239H64L63 237H62ZM66 239H67V237H66ZM66 239H64L63 241H61L62 243H61V245H62V247H61V253L63 254V255H65V253L67 252V255H68V253L69 252H71L70 250H72V248H73V250L72 251H74V248L76 249V247H74V243H73V241H72V239H71V241L70 240H66ZM159 239V238H158ZM185 240L186 239H189L188 237L187 238H184ZM74 240V239H73ZM89 240V239H88ZM55 241H57V240H55ZM87 241V240H86ZM91 241V240H90ZM187 241V240H186ZM189 241V240H188ZM59 243V242H58ZM86 243H88V242H86ZM92 243V242H91ZM77 244H79V243H77ZM82 244V243H81ZM72 245H73V247H72ZM90 245H92V244H90ZM90 245H89V247H90ZM94 245V244H93ZM93 245H92V247H93ZM44 247H45V245H44ZM77 247H78V245H77ZM85 247H86V245H85ZM46 248V247H45ZM57 248V247H56ZM84 248V247H83ZM59 249V248H58ZM78 249V248H77ZM79 250V249H78ZM69 251V252H68ZM94 251V250H93ZM60 252V251H59ZM75 252V251H74ZM86 252V251H85ZM80 253V252H79ZM56 254V253H55ZM58 255H60V258L61 259H63V257H61V254H59L58 253ZM57 255V256H58ZM80 255V254H79ZM82 255V254H81ZM73 256V255H72ZM66 257V256H65ZM42 258V257H41ZM49 258V257H48ZM55 258V257H54ZM15 259V258H14ZM50 259H51V257H50ZM64 259H66V258H64ZM63 259V260H64ZM123 259V258H122ZM19 260V259H18ZM56 260H59L60 261V259H56ZM80 260V259H79ZM22 261H23V259H22ZM47 262V261H46ZM50 262V261H49ZM48 262V264H50ZM64 261H62V263H63ZM81 262V261H80ZM83 262V261H82ZM19 263V262H18ZM21 263V262H20ZM23 263V262H22ZM21 263V264H22ZM42 263H44V262H42ZM52 263V262H51ZM54 263V262H53ZM59 263H61V261L59 262ZM71 263V262H70ZM119 263V262H118ZM122 263H123V261H122ZM54 264H56V262L54 263ZM57 264H58V262H57ZM65 264V263H64Z\"/></svg>", "mask_w": 264, "mask_h": 264}]
</instances>
